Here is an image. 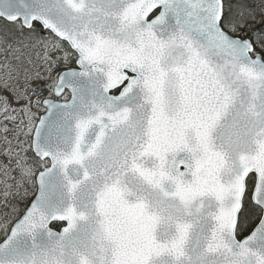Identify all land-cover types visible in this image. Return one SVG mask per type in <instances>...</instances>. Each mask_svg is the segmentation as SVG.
<instances>
[{"label": "snow or ice", "instance_id": "1", "mask_svg": "<svg viewBox=\"0 0 264 264\" xmlns=\"http://www.w3.org/2000/svg\"><path fill=\"white\" fill-rule=\"evenodd\" d=\"M0 264H264V0H0Z\"/></svg>", "mask_w": 264, "mask_h": 264}, {"label": "rangeland", "instance_id": "2", "mask_svg": "<svg viewBox=\"0 0 264 264\" xmlns=\"http://www.w3.org/2000/svg\"><path fill=\"white\" fill-rule=\"evenodd\" d=\"M46 95V93H44Z\"/></svg>", "mask_w": 264, "mask_h": 264}]
</instances>
